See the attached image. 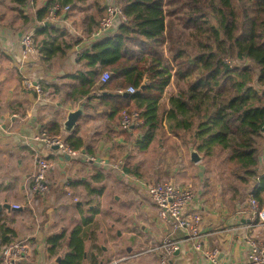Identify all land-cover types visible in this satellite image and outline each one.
Instances as JSON below:
<instances>
[{
	"label": "trees",
	"instance_id": "16d2710c",
	"mask_svg": "<svg viewBox=\"0 0 264 264\" xmlns=\"http://www.w3.org/2000/svg\"><path fill=\"white\" fill-rule=\"evenodd\" d=\"M5 1L16 15L4 21L7 13H0V26L16 31L32 23L38 62L49 67L61 64L83 37L92 38L107 6V0H35V12L26 13L27 0H0V6ZM114 2L126 21L118 20L113 34L92 39L81 48L76 54L78 68L64 76L66 82L41 81V94L54 98L56 93L61 102L96 99V106L107 110L109 125L118 118L120 123L122 112H138L140 124L134 127L137 137L133 147L137 153L149 150L163 129L174 137L186 135V143L203 160L221 157L218 165L222 168L216 172L224 175L233 195L239 193L238 183L252 182L249 196L261 205L264 0ZM55 5L59 7V21L45 25ZM67 6L68 10L62 12ZM80 13H84L83 17L74 21ZM18 21L22 26L16 27ZM105 71L110 78L101 83L100 76ZM171 85L175 90L164 104L163 96ZM129 87L133 93L127 91ZM96 89L99 94L93 93ZM41 130L62 138L73 150L94 152L78 128L62 135L59 123L51 122ZM133 160L123 170L142 176V162H135L136 157ZM102 179V174L95 177L97 182ZM92 192L101 194L102 189ZM90 222L83 221L71 230L69 250L58 264H82L84 242L89 236L85 227ZM62 236L48 239L51 254L62 247ZM4 243L8 242L3 240Z\"/></svg>",
	"mask_w": 264,
	"mask_h": 264
},
{
	"label": "crops",
	"instance_id": "0c3cea01",
	"mask_svg": "<svg viewBox=\"0 0 264 264\" xmlns=\"http://www.w3.org/2000/svg\"><path fill=\"white\" fill-rule=\"evenodd\" d=\"M117 22L111 33L116 31ZM25 29L15 31L0 26V246L3 240L9 243L23 239L29 249V259L23 264H58L69 250L67 241L76 225L91 220L85 229L87 233L93 231V224L102 211L100 205L92 204L96 201L93 198H103L110 187L112 191L116 190L112 194L114 200H118L117 190L120 189L124 195L120 196V203L126 199L130 204L115 205L119 210L114 213V205H108L106 209L110 215L108 227L120 229L125 241L121 242L116 236L113 246L107 247L102 237L96 245L94 234H88L82 264H107L115 259L116 256L111 254L116 251L130 257L125 264H161L162 259L167 264H208L193 248L184 230L174 229L158 217L156 207L146 195L147 181L143 175L123 170L124 165L138 155L133 148L137 137L135 128L123 132L118 126L119 118L109 125L107 110L96 106V99L61 102L56 93L54 98L38 95L24 85L25 79L39 84L41 81L48 84L66 82L64 76L78 68L76 54L92 38L83 37L61 64L57 62L49 67L38 62V55L20 63V37ZM93 93L100 91L96 89ZM85 100L88 103L84 115L78 119L75 129L78 128L86 144L93 148V154L79 152L73 157L33 140L51 122L59 123L62 135L68 134L62 123L68 111L76 109ZM89 155L95 156L96 160L86 161ZM43 158L51 163L47 175L48 191L38 203H28L31 174L38 160ZM102 160L106 165L100 164ZM135 162L141 161L136 158ZM261 165L264 166V160ZM207 170L203 157L197 163L190 160L189 150L185 165L166 166L158 171L166 173L177 186L193 190L195 196L188 213L201 216L203 249H217L219 264L246 261L249 247L245 236L264 245V220H251L249 212V192L253 183H238L239 193L233 195L232 187L222 183L224 175ZM98 174H102L101 182L95 180ZM111 177L117 181L112 180L111 186H105ZM66 186L70 195L66 194ZM94 189H102L101 194L92 192ZM261 198L260 207L264 208V192ZM14 204L20 207L13 208ZM252 222L254 225L248 227ZM53 235H63L62 247L51 254L48 239ZM165 237L178 242V249L170 255L156 249Z\"/></svg>",
	"mask_w": 264,
	"mask_h": 264
},
{
	"label": "built area",
	"instance_id": "2783aa9c",
	"mask_svg": "<svg viewBox=\"0 0 264 264\" xmlns=\"http://www.w3.org/2000/svg\"><path fill=\"white\" fill-rule=\"evenodd\" d=\"M35 0H27V9L35 12ZM59 10L58 5H55L50 11L46 20H52L53 22L59 21V17L56 12ZM68 10V6L62 9V12ZM116 19L126 21V17L123 11L114 3H109L106 6L104 15L99 21L97 28L91 33L92 39L99 40L113 33L110 32L114 27ZM45 20V21H46ZM20 63L27 62L31 57L37 55V45L34 39L33 28H26L20 37ZM110 78V73L105 71L100 76V82L104 83ZM24 85L33 89L38 95L41 94V86L39 83L25 79ZM129 93H133L134 89L129 87L127 89ZM118 93H122L121 90ZM140 121L138 119V112L131 111L129 113L122 112L120 118V129H133L138 126ZM36 142H42L48 147L58 146V151L62 154L69 156H76L78 151L71 149L64 143L63 139L58 136L48 135L45 132L37 135L33 138ZM95 156H87L86 161L94 162ZM101 165H106V162L102 160ZM51 163L47 159H39L36 168L31 174V187L27 193L28 203H38L48 191L47 175ZM66 194L70 195L69 189L66 186L64 188ZM145 192L149 200L156 207L158 217L169 226L174 229H182L187 234L189 240L193 244V248L201 253L202 258L208 264H219L218 250H206L203 249L200 243L201 238V216L198 213H188V210L192 206L194 200V192L190 188L177 186L172 181L154 180L147 182L145 185ZM76 201V198L73 199ZM249 212L251 220L259 219L264 220V208H259L258 203L250 197L249 200ZM13 208H19L20 205L14 204ZM254 223H250L248 227H252ZM245 242L249 247V252L246 261H241L232 264H264V245L257 242L255 239L245 236ZM156 249L162 251L165 255H170L178 249V242L165 237ZM129 256L119 257L111 260L107 264H125V261L129 259ZM29 259V249L27 243L23 239H19L13 242L4 243L0 246V264H23L24 261ZM161 264H167L165 259H162Z\"/></svg>",
	"mask_w": 264,
	"mask_h": 264
},
{
	"label": "rangeland",
	"instance_id": "374dc122",
	"mask_svg": "<svg viewBox=\"0 0 264 264\" xmlns=\"http://www.w3.org/2000/svg\"><path fill=\"white\" fill-rule=\"evenodd\" d=\"M109 3L115 4L114 0H107L106 4H109ZM37 4H38V1H37ZM24 11L26 13H29L31 10H28L26 7L24 9ZM3 12L7 13V18L4 21H8L10 19H13L14 15H16V12H13L9 9L7 1L3 2L0 6V13H3ZM83 15H84V13H80L78 16L76 15L73 18V19H75L74 21H79V17L80 16L83 17ZM116 20H118V19H116ZM18 25L22 26V21L21 22L18 21V24L16 25V27ZM27 25L33 26L32 23L27 24ZM70 25H72V24L68 23V26H70ZM174 90H175L174 85H171L168 87L166 93L163 96L162 103L166 104L169 93L171 91H174ZM186 139H188V137L186 135L174 137V136L170 135L169 133L165 132V130L163 129L159 133L156 141L152 144V146L149 148V150H147L146 152H143V153H138L136 158H138L142 162L140 171H141L143 177L146 179L147 182H151L154 180L172 181V179L169 178V176L166 173H164V174L159 173L158 170H159V168H164L166 166L167 167L170 166V168L171 167L177 168V167H180V165H182V164L185 165V161H187L189 159V147H190L186 143ZM220 161H221L220 156L214 157V158H210L209 160L206 159V161L203 160V165H205V167H208L210 170L214 171L216 174L217 173L216 171H219L222 168V167H219V165H218V163ZM214 177H215V175H214ZM112 180H115V178H113V177L108 178L105 182V186H111ZM225 180L226 179H224V181H222V183L224 185H227L225 183L226 182ZM115 181H117V180H115ZM172 182H174V181H172ZM113 192H116V190L114 189L112 191L109 187L108 193H106V195L103 198L99 197V196L98 197L94 196L93 199L96 198V201L95 202L92 201L93 205L94 204L100 205V207L102 209L100 215L97 217V219L95 220V222L93 224V231L88 232V234L91 236H93V234H94V236H95L94 242L96 243V245H98L100 243V241H102L101 240L102 237L105 238L104 245L107 247L113 246V241L116 238V236H117L118 240H120L121 242L125 241V236L120 235L121 234L120 229L116 230V226L113 227V229H110V227H108L110 224V222H109L110 221V215L108 214V211L106 209H108V205H114V208L112 210V212L114 213L117 210H119V208L115 205H130V204H129V201H127L126 199L122 203H120L119 200L124 196L123 192L120 189L117 190V194L122 196V197L120 198V196H119L118 200L113 199V197H112ZM259 208H260V205H259ZM119 218H120V216H119ZM117 226H119V225H117ZM125 226H126V224H124V227ZM114 228H115V230H114ZM118 230L120 232H118ZM96 248L98 249V251L100 253L101 252L100 249L98 247H96ZM116 252L111 254V255L116 256V257H114L115 259L122 257L124 255V254H121V252L120 253L119 252L116 253Z\"/></svg>",
	"mask_w": 264,
	"mask_h": 264
},
{
	"label": "water",
	"instance_id": "95a60500",
	"mask_svg": "<svg viewBox=\"0 0 264 264\" xmlns=\"http://www.w3.org/2000/svg\"><path fill=\"white\" fill-rule=\"evenodd\" d=\"M44 24L50 25L53 24V21L46 20ZM87 103H88L87 100L82 101L78 104V107L76 109L68 111L65 120L62 123V128L64 131H66L67 133H71L74 131L78 119L82 115H84V107L86 106ZM53 148L58 149V146H54ZM189 150H190V160L194 163L199 162L202 156L193 147H189ZM81 152L85 153V149H82Z\"/></svg>",
	"mask_w": 264,
	"mask_h": 264
}]
</instances>
